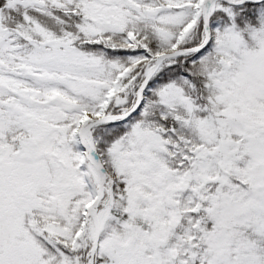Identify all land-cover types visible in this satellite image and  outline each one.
Masks as SVG:
<instances>
[{
    "label": "snow or ice",
    "instance_id": "obj_1",
    "mask_svg": "<svg viewBox=\"0 0 264 264\" xmlns=\"http://www.w3.org/2000/svg\"><path fill=\"white\" fill-rule=\"evenodd\" d=\"M0 264H264V0H0Z\"/></svg>",
    "mask_w": 264,
    "mask_h": 264
}]
</instances>
